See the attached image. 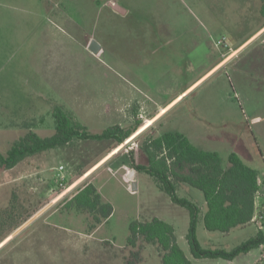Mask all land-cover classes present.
Wrapping results in <instances>:
<instances>
[{"label": "rangeland", "instance_id": "rangeland-1", "mask_svg": "<svg viewBox=\"0 0 264 264\" xmlns=\"http://www.w3.org/2000/svg\"><path fill=\"white\" fill-rule=\"evenodd\" d=\"M263 26L264 0H0V153L29 130L52 137L56 106L92 134L142 123L118 147L74 140L0 169V264H161L157 244H128L131 223L154 218L175 227L193 264H264L262 248L233 263L194 259L189 211L147 173L129 178L133 158L149 164L143 144L167 132L218 152L224 168L237 150L264 169V33L236 52ZM93 41L101 46L97 55ZM85 182L113 206L93 231L89 214L61 207ZM177 194L205 205L187 184L177 185ZM257 233L256 225L210 232L199 217L204 248L230 251Z\"/></svg>", "mask_w": 264, "mask_h": 264}, {"label": "trees", "instance_id": "trees-1", "mask_svg": "<svg viewBox=\"0 0 264 264\" xmlns=\"http://www.w3.org/2000/svg\"><path fill=\"white\" fill-rule=\"evenodd\" d=\"M53 116L56 133L52 137L43 138L29 130L6 154L0 153V169H13L29 157L60 149L74 140L111 141L118 147L142 125L137 122L130 129L115 125L101 134H92L61 106L53 108ZM142 149L148 156L149 164H137L131 154V168L155 178L174 204L189 211L190 227L186 239L194 259L234 261L264 246V230L260 229L256 236L230 251L204 248L198 237L201 208L177 194L179 184H187L203 193L207 204L204 224L210 232L229 234L237 228L249 226L257 213L260 173L248 166L238 154H230V165L224 168L218 152L199 149L179 132L152 137L143 144ZM61 207L66 212L89 214L92 219L90 231L95 230L113 213V206L102 200L92 182L79 186L61 202ZM130 234L128 244L133 248L137 247L140 239L160 246L161 264H193L177 242L175 227L163 220L154 218L149 222L135 221L130 225Z\"/></svg>", "mask_w": 264, "mask_h": 264}, {"label": "crops", "instance_id": "crops-1", "mask_svg": "<svg viewBox=\"0 0 264 264\" xmlns=\"http://www.w3.org/2000/svg\"><path fill=\"white\" fill-rule=\"evenodd\" d=\"M262 33H264V26L249 40V41H247L246 43H243V44H241V45H238L237 46V48H238V50L236 51L237 53H240L239 51H241L249 42H251L252 40H254V39H256L257 37H260V35L262 34ZM226 60V59H225ZM225 60L224 61H220L219 63H217V65H215V67H214V69L212 70V71H210L207 75H205V77L203 76V77H201L200 79H199V82H201V81H203L208 75H210L214 70H216L218 67H220L224 62H225ZM196 84H198V83H196ZM196 84H195V86H196ZM192 88H189V89H186V91H184L181 95H180V97L179 98H181V97H183L186 93H188L190 90H191ZM177 100H179V99H177ZM173 104V103H172ZM172 104H170L169 106L167 105V107H166V109L164 110V112H158L156 115H154L153 117H152V120L153 121H159L162 117H163V115H165L166 114V112H167V110L170 108V106L172 105ZM115 126V125H114ZM120 126H122V125H120ZM123 127V126H122ZM140 130V129H139ZM138 132V131H137ZM181 133V132H180ZM181 134H183V135H185L188 139H189V141L191 142V143H193L194 142V140L192 139V137L189 135V134H185V133H181ZM196 137H199V136H196ZM200 139V138H199ZM198 138L196 139V141H198L199 140ZM194 144V143H193ZM196 147H198L199 149H201V150H204V151H209V150H206V149H203V148H201V147H199V146H197L196 144H194ZM210 152H212V151H210ZM236 152V154H239V156L241 157V155H240V153H238V151L237 150H235L234 151V153ZM111 155H113L112 153H109V156H111ZM241 159H242V157H241ZM243 160V159H242ZM244 161V160H243ZM245 162V161H244ZM246 163V162H245ZM247 164V163H246ZM99 165H100V163H99ZM248 165V164H247ZM248 166H250V165H248ZM251 167V166H250ZM252 168H254V167H252ZM254 169H256V170H258L259 171V173H260V180L262 181V180H264V169H257V168H254ZM264 187H262V192H261V197L258 199V201H257V206H260V205H262L263 203H264ZM206 210H207V204H206V202H205V205L203 206V207H201V214L203 213V218H204V215H205V213H206ZM257 211H258V208H257ZM201 214H200V216H201ZM256 217V216H255ZM251 225H256L257 227H258V231L260 230V229H262V230H264V227H262V224H259V223H256V221H255V218H254V220H253V222L249 225V226H251ZM248 226H246V227H244V228H247ZM237 229H243V228H237ZM236 230V229H235ZM234 231V230H233ZM220 233V232H219ZM223 234V233H222ZM262 249H264V246L263 247H261ZM243 256H245V255H243ZM240 258V257H239ZM238 259V258H237ZM236 259V260H237ZM235 261V260H234ZM234 261H228V262H230V263H233Z\"/></svg>", "mask_w": 264, "mask_h": 264}, {"label": "water", "instance_id": "water-1", "mask_svg": "<svg viewBox=\"0 0 264 264\" xmlns=\"http://www.w3.org/2000/svg\"><path fill=\"white\" fill-rule=\"evenodd\" d=\"M112 8H114L116 11L120 12L121 14H125V10L121 9L119 6L112 5ZM89 49L91 52L97 55L101 51V46L96 41H93L90 44ZM136 173H137L136 170H132L129 174V178L132 179ZM136 190H137V183L133 182V191H136Z\"/></svg>", "mask_w": 264, "mask_h": 264}, {"label": "built area", "instance_id": "built-area-1", "mask_svg": "<svg viewBox=\"0 0 264 264\" xmlns=\"http://www.w3.org/2000/svg\"><path fill=\"white\" fill-rule=\"evenodd\" d=\"M60 169L63 170L64 167L61 166ZM259 186H260V190L258 192V196L256 200V208H258V211L256 213L255 221L256 223L262 224V227H264V203L260 206H257V201L261 197L262 187H264V180L261 181L260 178H259Z\"/></svg>", "mask_w": 264, "mask_h": 264}]
</instances>
